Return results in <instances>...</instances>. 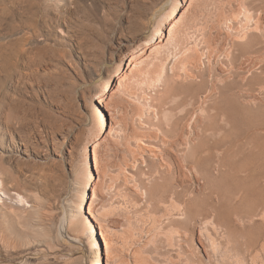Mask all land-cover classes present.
Wrapping results in <instances>:
<instances>
[{"label": "bare ground", "instance_id": "6f19581e", "mask_svg": "<svg viewBox=\"0 0 264 264\" xmlns=\"http://www.w3.org/2000/svg\"><path fill=\"white\" fill-rule=\"evenodd\" d=\"M257 1L170 0L149 36L115 52L91 107L98 128L73 168L80 190L71 223L91 236L89 264H160L164 255L175 264H264V0ZM104 143L129 158L119 173L124 206L106 205V169L91 172ZM2 184L1 202L28 205ZM116 212L129 228L141 226L142 240L127 236L125 250L123 227L110 221Z\"/></svg>", "mask_w": 264, "mask_h": 264}, {"label": "rangeland", "instance_id": "374dc122", "mask_svg": "<svg viewBox=\"0 0 264 264\" xmlns=\"http://www.w3.org/2000/svg\"><path fill=\"white\" fill-rule=\"evenodd\" d=\"M170 7V0H0V181L29 205L0 201V264H89L91 236L71 223V206L80 190L77 157L98 128L92 103L115 52L149 36ZM123 152L104 143L91 168L94 177L108 172L113 207L125 205ZM115 216L119 247L130 248L127 236L142 240L141 226ZM166 257L155 260L175 264Z\"/></svg>", "mask_w": 264, "mask_h": 264}]
</instances>
